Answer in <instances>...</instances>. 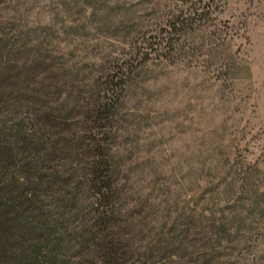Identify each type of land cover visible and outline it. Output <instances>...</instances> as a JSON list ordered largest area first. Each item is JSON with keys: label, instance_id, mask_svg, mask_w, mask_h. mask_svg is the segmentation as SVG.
<instances>
[{"label": "rangeland", "instance_id": "obj_1", "mask_svg": "<svg viewBox=\"0 0 264 264\" xmlns=\"http://www.w3.org/2000/svg\"><path fill=\"white\" fill-rule=\"evenodd\" d=\"M3 14L13 63L100 80L84 145L111 164L121 208L212 242L195 264H264V0H20Z\"/></svg>", "mask_w": 264, "mask_h": 264}, {"label": "trees", "instance_id": "obj_2", "mask_svg": "<svg viewBox=\"0 0 264 264\" xmlns=\"http://www.w3.org/2000/svg\"><path fill=\"white\" fill-rule=\"evenodd\" d=\"M18 1L0 0V264H195L216 257L212 242L190 228L158 227L157 212L119 206L111 164L102 149L91 150L99 163L84 145L83 126L101 111L92 99L100 80L82 85L75 69L13 63L22 48L6 40L13 28L3 13Z\"/></svg>", "mask_w": 264, "mask_h": 264}]
</instances>
